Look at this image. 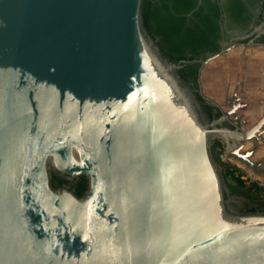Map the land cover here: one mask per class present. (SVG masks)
I'll return each mask as SVG.
<instances>
[{"label":"water","instance_id":"obj_1","mask_svg":"<svg viewBox=\"0 0 264 264\" xmlns=\"http://www.w3.org/2000/svg\"><path fill=\"white\" fill-rule=\"evenodd\" d=\"M253 63L264 50L229 48L203 92L226 108ZM180 68L142 0H0V264H264V212H239L211 153L264 187L260 103L248 130L208 124Z\"/></svg>","mask_w":264,"mask_h":264},{"label":"flooded vegetation","instance_id":"obj_2","mask_svg":"<svg viewBox=\"0 0 264 264\" xmlns=\"http://www.w3.org/2000/svg\"><path fill=\"white\" fill-rule=\"evenodd\" d=\"M152 1L155 3L156 0ZM196 12L198 14L195 16ZM178 13L174 15L185 18L186 28L189 27L191 30L186 29L181 34L186 46L180 56H185V59L179 60L176 64L181 66L177 74L195 96L204 120L211 124L220 120L223 114H236L223 120L218 127L234 130L240 124L241 130H248L243 128V121L237 114L249 110L250 106L246 104L250 102L249 96H254L260 103L258 114H264V64L253 63V66H257L255 68L257 73H246L247 77L244 78H240L244 75V71H238L234 85H237V89H233L229 96H224V102H228L226 108L203 92L201 74L208 61L223 54L229 48L245 51L264 50V25L261 31L257 30L264 23L263 0H196L190 10ZM154 42L156 43V40ZM180 70H184L185 78L180 74ZM250 76L257 79L251 82ZM245 81L247 84L243 85ZM243 86H252V88L250 87L244 94ZM253 87L257 89L254 90ZM232 107H237L235 112H232ZM218 142L224 152L222 142ZM242 203L245 204V208L240 209L239 212H264V206L258 202L245 199Z\"/></svg>","mask_w":264,"mask_h":264},{"label":"trees","instance_id":"obj_3","mask_svg":"<svg viewBox=\"0 0 264 264\" xmlns=\"http://www.w3.org/2000/svg\"><path fill=\"white\" fill-rule=\"evenodd\" d=\"M196 0H156L155 3L152 0H142V18L143 27L147 35L156 40V44L161 54L167 58L171 63L178 64L179 60L185 59V56H180L184 51L186 42L181 34L185 32V18L177 17L176 14L181 11L190 10ZM157 6V7H155ZM155 8V10H153ZM176 13L174 15V13ZM198 12L194 15L196 16ZM188 31L191 30L189 27ZM203 33V30H201ZM191 68V66H190ZM184 70H180V74L184 77ZM196 72V71H195ZM211 153L214 160L222 168L223 176L227 187V179L230 178L240 188H245L246 181L242 179V170L232 166L230 164H224L221 161V154H223L222 145L215 141L211 146ZM68 181L57 176L51 175V185L54 189L61 188L66 185ZM88 181L86 177H81L75 182L74 193L82 198L87 191ZM230 190V188H229ZM248 192H258L259 195H264V187L259 183H252L247 188ZM264 206V200L258 202Z\"/></svg>","mask_w":264,"mask_h":264},{"label":"rangeland","instance_id":"obj_4","mask_svg":"<svg viewBox=\"0 0 264 264\" xmlns=\"http://www.w3.org/2000/svg\"><path fill=\"white\" fill-rule=\"evenodd\" d=\"M221 161L222 163L226 164L225 159H221ZM227 184L230 188L231 194L239 197V199H235V202L242 203L243 201H245V199L250 200L251 202H259L261 200H264V195H259L258 192L255 191L248 192L247 186H245V188H240L230 178L227 179Z\"/></svg>","mask_w":264,"mask_h":264}]
</instances>
